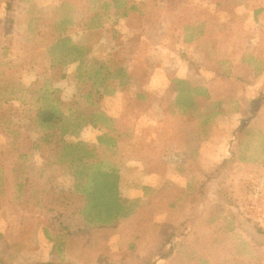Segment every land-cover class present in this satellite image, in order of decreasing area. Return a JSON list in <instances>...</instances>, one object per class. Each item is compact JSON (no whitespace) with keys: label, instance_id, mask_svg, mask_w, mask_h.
Here are the masks:
<instances>
[{"label":"rangeland","instance_id":"obj_1","mask_svg":"<svg viewBox=\"0 0 264 264\" xmlns=\"http://www.w3.org/2000/svg\"><path fill=\"white\" fill-rule=\"evenodd\" d=\"M5 2L0 0V54L7 47L1 31ZM13 4L17 24L11 50L0 57V81L4 75L7 83L25 75L20 81L27 85L41 70L57 73L62 109H72L65 116L86 124L61 143L58 133L37 129V110L0 96V170L6 173L0 179V258L7 264H143L160 253L167 256L157 264H264V238L251 229L242 232L230 214L238 208L246 218L242 224L254 221L264 228V188L255 193L264 183V156L254 150L264 138V103L256 92L264 80V0ZM259 8L263 11L255 20ZM63 37L83 47L84 62L95 58L111 64L123 58L126 88L88 104L76 90L75 64H63L52 51ZM248 53L263 61L260 68L243 62ZM6 63L21 71L11 72ZM176 81L204 87L208 97L195 95L186 113L176 111ZM247 130L253 133L243 161L222 170L202 196L194 194L202 180L185 172L184 165L212 174L234 155ZM102 136L114 140L112 148L98 145ZM77 140L92 153L89 164L118 170L119 200L129 211L113 224L89 226L79 215L81 182L74 168L64 166L65 144ZM18 153L28 157L22 177ZM223 177L226 196L213 199ZM228 198L233 205L217 206ZM177 233V240L164 243ZM56 243L63 246L54 256Z\"/></svg>","mask_w":264,"mask_h":264},{"label":"trees","instance_id":"obj_2","mask_svg":"<svg viewBox=\"0 0 264 264\" xmlns=\"http://www.w3.org/2000/svg\"><path fill=\"white\" fill-rule=\"evenodd\" d=\"M153 1L156 2L157 0ZM113 8L114 10H117V7L113 6ZM133 8V6L126 7V15L130 12V10H133ZM13 10V0H6L4 11L5 18L3 20L4 23L2 24L1 22L2 38L7 43V47H3V52L0 54V57L3 58H6L7 52H9L13 46L11 43L13 41L12 28L17 24L14 18L11 16V11ZM262 11L263 8L255 9L253 12V18L257 20ZM124 15L125 13L121 14V16ZM51 48L52 51L55 52L54 55L56 54L59 60L62 59L63 64H75L74 81L76 90L83 96L84 100L88 104L97 105L103 96L112 97L118 90H123L126 88L123 58L120 60L115 59V62L111 64L102 63L95 58L84 62L83 60L85 53L83 51V47L72 43L71 40L66 37L58 38ZM243 62L256 69L260 68V65L263 64V61H260L259 58L253 53H248L247 55L243 56ZM1 63L2 61H0V64ZM5 67H10L9 70L13 73H18L21 71L16 70L17 67H15L13 63H6ZM22 69H24V66H22ZM205 71H210V69L208 70V68H205ZM24 76L22 77L19 75L16 80L7 83V76L4 75L6 79H4V81H0V96L2 99H4L5 102L9 100L18 101L24 106L28 105L29 110H37L38 116L35 121L37 129L45 133H58L59 142L61 143H63V137L69 135H73L74 137L77 136L79 131L85 126L86 121L85 119H72L71 117L65 116L66 112L71 111L72 109L70 107L67 110L62 109L58 97L61 83V79L59 80V75L54 72L41 70L35 77L34 81L28 83L27 85L20 81L22 78H24ZM237 80L242 85L249 84V82L245 81L243 78L238 77ZM175 87L176 97L172 108L182 113H186L185 111H187V109L193 107L195 104V95L206 96V98L208 97L207 91L204 87H189V85L186 83L179 81H176ZM256 92L257 97L264 103V80L259 83ZM216 107L217 111L222 110L219 103H216ZM68 114L73 116V113ZM252 133L253 131L247 130L241 134L240 140L237 144V151L229 159H223L220 162L218 168L212 174H205L203 171L196 170L195 165L192 163H188L186 165L185 172H188L189 175L196 176V178L202 180L194 194L200 191V196H202L203 191L209 185L214 184L216 180H218L222 170L224 171L229 165L236 163V161L239 163L240 160L243 161V157H245L244 152L246 148H248L249 142L252 140ZM97 142L99 146L104 144L106 149L112 148L114 145V140L106 139L104 136L98 138ZM258 144L259 146L254 150H259L261 155L263 154L264 156V138L258 139ZM65 145L68 152L66 150L65 160L67 163H65L64 166L72 170V172L74 168V176L79 178L81 182L80 187H78V191L84 197V203L79 210V215L84 223L89 226L110 225L119 218L124 217L125 211L127 215L129 209L119 200L118 185L120 177L118 170L115 167L106 166L101 162L89 164L88 154L92 153H90L88 149H86V145L79 140L75 141L74 143L69 142ZM27 158V154L23 153H18L16 157L21 177L25 174L23 171L28 170V165L26 162ZM262 162L264 163V159ZM5 177L6 173H4L3 170H0V179ZM226 180V177L221 178L217 182V185H221L223 182H226ZM218 186H216V189L213 193V199H215L217 196H220V198L226 196L225 193L222 194L221 187L223 185H221L220 188ZM20 187L22 188V184ZM44 193V190L39 192L41 196H43ZM229 201H231L229 198L224 199L223 202L217 203V206L225 207L229 204ZM233 203L234 202L231 201L232 205ZM230 214L242 232L251 229L253 236L264 238V228L259 226L254 221H249L247 224H242L243 221L246 222V218L244 217V213H241L238 208L233 209ZM177 229L179 230V226H177ZM177 235H179V233L168 237L164 243L169 242L170 239L173 240V238L177 240ZM62 246L63 245L61 243L52 245V255L56 256L58 253L62 252ZM175 248V245L172 246L171 252H173ZM167 254L169 255L170 253ZM166 256L167 255H161L158 253L156 256L154 255L147 258L143 264H157ZM0 264L7 263L5 260L0 258ZM36 264L56 263L49 261Z\"/></svg>","mask_w":264,"mask_h":264},{"label":"built area","instance_id":"obj_3","mask_svg":"<svg viewBox=\"0 0 264 264\" xmlns=\"http://www.w3.org/2000/svg\"><path fill=\"white\" fill-rule=\"evenodd\" d=\"M261 188H264V183L260 186V188H258V189L256 190V192H255L256 195L259 193V191H260Z\"/></svg>","mask_w":264,"mask_h":264},{"label":"crops","instance_id":"obj_4","mask_svg":"<svg viewBox=\"0 0 264 264\" xmlns=\"http://www.w3.org/2000/svg\"><path fill=\"white\" fill-rule=\"evenodd\" d=\"M131 7V6H130ZM134 7V6H133ZM131 11V10H130ZM130 13V12H129ZM129 13H127V15L129 14ZM162 38V37H161ZM184 167H185V169H186V165H184ZM194 177H196V176H194ZM199 179V178H198Z\"/></svg>","mask_w":264,"mask_h":264}]
</instances>
